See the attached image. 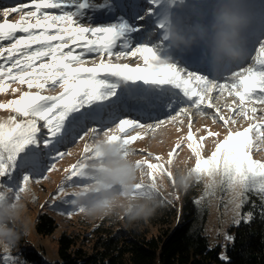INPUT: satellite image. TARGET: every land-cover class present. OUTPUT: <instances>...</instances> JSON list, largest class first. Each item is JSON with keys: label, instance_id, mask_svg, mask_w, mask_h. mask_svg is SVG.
Listing matches in <instances>:
<instances>
[{"label": "snow or ice", "instance_id": "snow-or-ice-1", "mask_svg": "<svg viewBox=\"0 0 264 264\" xmlns=\"http://www.w3.org/2000/svg\"><path fill=\"white\" fill-rule=\"evenodd\" d=\"M163 3L27 0L0 9V94L14 97L0 102V109L8 111L0 117V197L10 189L20 199L33 181L47 180L63 158L73 155L69 146L82 143L87 153L90 131L95 138L116 128L119 135L112 139L135 147L169 124L183 132L187 122L186 135L176 140L167 159L135 147L149 178L158 172L171 177L168 166L186 145L195 158L193 174L220 173L227 191L231 183L244 185V194L230 200L237 217L248 193L264 202V157L253 158L264 151V37L255 39L246 59L223 75L190 70L185 59L169 57L163 38L153 36L152 29L163 28L158 22ZM148 20L151 28L138 23ZM194 116L207 117L218 130L194 127ZM208 138L214 150L205 156ZM63 171L64 183L52 203L68 205L66 214L72 216L82 209L60 196L86 176L76 162ZM252 216L249 211L244 219ZM3 253V264H16L11 253Z\"/></svg>", "mask_w": 264, "mask_h": 264}, {"label": "clouds", "instance_id": "clouds-1", "mask_svg": "<svg viewBox=\"0 0 264 264\" xmlns=\"http://www.w3.org/2000/svg\"><path fill=\"white\" fill-rule=\"evenodd\" d=\"M161 29H152L156 39L163 38L164 50L172 59L195 56L208 73L220 76L243 62L257 38L264 37V0H164L158 10ZM118 129L85 139L89 149L81 152L76 164L86 180L68 186L60 199H71L74 212L87 218L103 219L117 215L129 222L147 219L168 200L169 181L176 190H187L199 180L208 194L224 188L220 173L197 176L191 168L173 162L172 173H156L149 178L143 167L145 159L136 155L132 145H125L113 136ZM174 181V184L173 182ZM229 196L240 197L244 185H229ZM31 184L15 199L10 189L0 197V250L11 253L30 230L28 205L32 202Z\"/></svg>", "mask_w": 264, "mask_h": 264}, {"label": "trees", "instance_id": "trees-1", "mask_svg": "<svg viewBox=\"0 0 264 264\" xmlns=\"http://www.w3.org/2000/svg\"><path fill=\"white\" fill-rule=\"evenodd\" d=\"M262 208L260 197L249 194L243 211H251L253 216L229 229L234 240L227 245V260L221 259L223 251L219 247H212L205 232L207 213H201L194 195L188 193L180 207L165 201L144 219L156 233L144 224L129 222L116 229L100 226L88 240L89 248L79 245L73 235L63 233L58 239L56 264H264ZM58 228L50 213L37 216L35 230L39 236H52ZM24 256L27 262L47 264L36 252H26Z\"/></svg>", "mask_w": 264, "mask_h": 264}, {"label": "rangeland", "instance_id": "rangeland-1", "mask_svg": "<svg viewBox=\"0 0 264 264\" xmlns=\"http://www.w3.org/2000/svg\"><path fill=\"white\" fill-rule=\"evenodd\" d=\"M13 1L16 3H13ZM26 2L27 0H0V9ZM99 14L100 13H97L96 15L98 16ZM13 17L18 18L16 17V14H13ZM93 22H95V17ZM138 23L146 24L148 28L152 27L151 20L140 21ZM13 98L14 97L11 95V93L0 94V102ZM230 99L231 98H228L229 102ZM223 103L224 100L222 99L220 101L221 106ZM7 115L8 111L0 109V117H6ZM161 118L166 119L167 117L161 116ZM147 122L154 123L155 121L148 120ZM186 123L187 122H185V128L183 132H177V126L173 124L161 127L157 130V132L160 133L156 132L154 137L149 135L145 137L144 140L137 141L135 147L138 149H147L154 155H161L164 157V159H167V153L170 152L175 146L176 140L180 136L186 135ZM193 124L194 127H203L207 125L212 127L214 131L218 130V126L212 125L211 120L207 117L201 118L194 116ZM69 148L73 151V155L70 157L66 156L57 164V168L59 169L58 171L51 172L49 174V178L47 180H42L39 184L35 183L34 181L31 183L34 195L32 197V202L28 205L30 230L19 243V245L11 252V256L15 259L16 264H33L27 262L25 259L24 255L26 252H36L41 256V261L43 260L47 264H56V262L59 260L58 239L63 233L73 235L77 239L79 245L89 248L90 245L88 244V240L93 237V232L96 228L104 226L116 229L126 226L129 222L126 218H121L117 215L105 217L103 219L87 218L82 215L69 216L66 214L69 210L68 205L63 204L60 201L52 203V197L56 195L58 187L64 183L65 173L63 169L70 167V165L75 163L79 158V154L82 152V143L75 148H71V146H69ZM213 150L214 145L212 143V138H208L204 145L203 154L208 156ZM262 157H264V151L253 153L254 159H260ZM174 162L179 164L181 167L186 166L191 168L194 166L195 158L192 156L191 151L186 147V145H182L180 149L176 150ZM169 184V192L174 193V195H169L168 200L178 207L183 204L185 195L188 193L193 194L196 201H200L198 205L200 206L201 213H207L205 232L210 239L211 245L214 248L219 247L221 251H223L222 255L226 256L227 245L232 241L225 239V237L230 235L228 231L232 226L239 225L243 220H245L244 217L247 215V213H244L243 211L244 206L239 209V217H237L236 210H234V206L230 203L231 197L229 196L228 191L224 188L219 189L214 193L208 194L201 182H193L186 191L176 190L171 186V181H169ZM251 193L252 192L248 193L247 201L249 200V194ZM177 195L179 199L174 198ZM42 212L50 213L57 220L59 225V228L52 236L45 238L39 236L35 230L36 218ZM237 218L240 219L239 224L234 222ZM129 223L140 226L144 224L145 228H150V230L154 233L157 232L149 222H146L145 224L144 219ZM3 255V251L0 250V256ZM0 264H3V262L0 261Z\"/></svg>", "mask_w": 264, "mask_h": 264}, {"label": "bare ground", "instance_id": "bare-ground-1", "mask_svg": "<svg viewBox=\"0 0 264 264\" xmlns=\"http://www.w3.org/2000/svg\"><path fill=\"white\" fill-rule=\"evenodd\" d=\"M192 57H187V60L186 61H189V63L193 62V66H195L197 64V62H194L193 59H192ZM188 59H190V60H188ZM157 133H160V132H157Z\"/></svg>", "mask_w": 264, "mask_h": 264}]
</instances>
